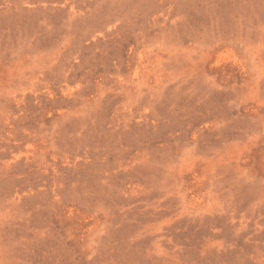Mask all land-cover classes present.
Returning <instances> with one entry per match:
<instances>
[{
	"label": "rangeland",
	"instance_id": "1",
	"mask_svg": "<svg viewBox=\"0 0 264 264\" xmlns=\"http://www.w3.org/2000/svg\"><path fill=\"white\" fill-rule=\"evenodd\" d=\"M0 264H264V0H0Z\"/></svg>",
	"mask_w": 264,
	"mask_h": 264
}]
</instances>
